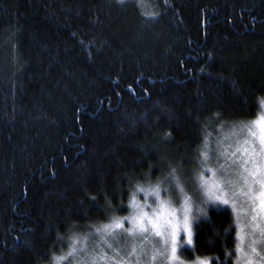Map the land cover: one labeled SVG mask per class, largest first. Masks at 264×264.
<instances>
[{
  "label": "trees",
  "instance_id": "obj_1",
  "mask_svg": "<svg viewBox=\"0 0 264 264\" xmlns=\"http://www.w3.org/2000/svg\"><path fill=\"white\" fill-rule=\"evenodd\" d=\"M263 99L264 0H0V264H50L125 217L164 160L190 166ZM236 246L208 207L179 256Z\"/></svg>",
  "mask_w": 264,
  "mask_h": 264
},
{
  "label": "rangeland",
  "instance_id": "obj_2",
  "mask_svg": "<svg viewBox=\"0 0 264 264\" xmlns=\"http://www.w3.org/2000/svg\"><path fill=\"white\" fill-rule=\"evenodd\" d=\"M211 129L194 163L164 160L159 178L135 186L125 217L71 236L50 264H209L179 256L182 247H192L193 225L208 207L226 208L234 218L235 264H264V105L253 120Z\"/></svg>",
  "mask_w": 264,
  "mask_h": 264
},
{
  "label": "snow or ice",
  "instance_id": "obj_3",
  "mask_svg": "<svg viewBox=\"0 0 264 264\" xmlns=\"http://www.w3.org/2000/svg\"><path fill=\"white\" fill-rule=\"evenodd\" d=\"M117 2H118V3H124V0H117ZM261 104L264 105V100L261 101ZM261 139H262V142H264V137H262ZM204 155L207 156L206 153H205ZM173 172H175V170H173ZM169 175H172V173H170ZM205 183H207V181H205ZM228 202H229L228 200H223V203H224V204H227ZM201 211H203V209H201ZM115 226H116V227H121L120 222H115ZM108 227H111V225L105 226V230H106V228H108ZM153 227H155V225H153ZM141 230H142V231H146V229H143V228H142ZM156 235L159 236V235H161V233H160L159 231H157V232H156ZM172 237H173V239H172V243H173V245H174V247H173V249H172V252H173V254L175 255V253H176V251H177V249H176V247H175V245H176V233H175V232H173ZM187 243H189V244L192 243L191 238L188 239ZM181 247H182V245H181ZM238 248H239V246H238ZM74 251H75V249H74ZM68 255H69V256L73 255V252H69ZM66 258H67V257H59V258H57V259L59 260V259H66Z\"/></svg>",
  "mask_w": 264,
  "mask_h": 264
}]
</instances>
